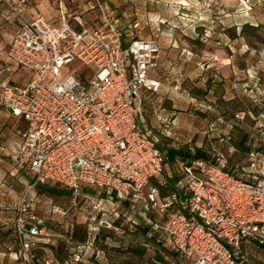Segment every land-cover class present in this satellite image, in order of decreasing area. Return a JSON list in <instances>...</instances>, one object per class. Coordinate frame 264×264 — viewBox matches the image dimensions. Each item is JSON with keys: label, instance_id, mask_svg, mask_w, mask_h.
Masks as SVG:
<instances>
[{"label": "built area", "instance_id": "built-area-1", "mask_svg": "<svg viewBox=\"0 0 264 264\" xmlns=\"http://www.w3.org/2000/svg\"><path fill=\"white\" fill-rule=\"evenodd\" d=\"M0 1L19 18L9 46H0V59L7 55V71L16 64L31 73L26 83L2 88L0 107L25 121L11 158L27 163L36 183L56 180L74 192L88 184L132 202L147 196V210L160 217L152 232L173 253L162 264H238L242 246L264 243V148L250 149L235 171L224 159L196 158L171 182L165 154L141 114L140 89L160 86L148 75L160 47L155 38L140 36L135 11L122 17L103 0H89L102 20L89 28L80 15L62 11L53 24ZM74 60L95 66L88 83L74 75L61 80V68ZM250 97L261 103L264 88ZM263 116L262 110L257 118ZM255 126L264 141V122ZM161 187L165 194L158 199ZM30 207L25 192L13 223L27 261L44 228L42 219L27 214Z\"/></svg>", "mask_w": 264, "mask_h": 264}, {"label": "rangeland", "instance_id": "rangeland-1", "mask_svg": "<svg viewBox=\"0 0 264 264\" xmlns=\"http://www.w3.org/2000/svg\"><path fill=\"white\" fill-rule=\"evenodd\" d=\"M200 1L191 11L197 21H206L208 28L197 31L195 42L187 47L219 52L221 57L201 51L198 57L164 70L163 76H170L169 80L164 81V88L160 86L158 96L154 94L145 105L141 104V111L159 143L191 149L201 147L209 158L226 159L229 166H234L245 160L244 153L234 148V140L241 131L257 132L255 125L264 122V116L257 118L248 112L261 110L260 104L264 102L258 104L250 97L264 88V0H204L206 4ZM213 61L215 66H209ZM221 70L227 76L220 80L214 92H199L198 104L184 102L187 104L178 108L182 106L181 96L187 99L192 96L190 87L197 92L205 91L212 72L220 75ZM95 72V66L74 60L61 68V80L74 75L88 83ZM222 81L225 86L221 85ZM221 89H224L222 93ZM158 104L161 109H157ZM159 114L161 118L157 117ZM228 124L232 125L230 138L224 133ZM15 126L24 127V122L0 115V264H160L171 258L168 249L149 236L142 221L137 219L138 224L132 223L126 204L117 207L100 198L96 187H91L94 194L61 195L39 189V183H28L19 172V164L11 158ZM170 169L166 165V173ZM25 192L33 194L30 202L33 213L44 224L40 244H62L61 251L67 252L68 262L57 261L49 247L43 246L29 261L22 254L19 258L13 223L19 199ZM143 192L146 195L147 190ZM145 197L142 211L148 212V197ZM98 200L102 202L97 206ZM113 209L120 214L118 223L112 222ZM149 214L160 218L154 211ZM73 227L77 228V234L71 238ZM84 233L87 237L79 240ZM243 248L244 264H264V246L249 242Z\"/></svg>", "mask_w": 264, "mask_h": 264}, {"label": "crops", "instance_id": "crops-1", "mask_svg": "<svg viewBox=\"0 0 264 264\" xmlns=\"http://www.w3.org/2000/svg\"><path fill=\"white\" fill-rule=\"evenodd\" d=\"M13 5L17 6L26 16L33 17L35 15H43L50 20L53 24H58L59 16L62 11L69 15H80L84 23L89 28H95L102 24L100 14L96 9L89 5V0H10ZM105 3L115 8L119 15L122 17L132 16L135 11L136 19L140 23V36L145 38H155L159 44V62L162 75L164 70L169 71L180 63L198 57L199 52L206 54L209 53L213 56H220L221 53L208 52L206 49H189L188 43L195 42L197 31L208 28L206 21H197L195 14L191 11L196 4L200 5V0H103ZM204 1V0H202ZM224 1V0H222ZM204 4L205 1H204ZM179 12V13H178ZM178 13V14H177ZM19 25V18L15 11L7 5L4 1H0V46L6 49ZM144 28V30L141 29ZM131 29H126L125 38L128 37ZM8 57L5 53L1 55L0 59V92L2 86L8 80L12 84L26 83L30 77V71L14 64L11 71L5 69V63ZM216 62L213 61L209 66L214 67ZM152 78L157 79L156 71H152ZM183 75L182 73H180ZM168 76V75H167ZM225 72L220 71V75L212 72L211 77H214L208 86L213 91L220 80H225ZM151 77V76H150ZM170 77V76H168ZM174 76L171 77L173 79ZM169 80V78H167ZM221 83L222 86L225 84ZM198 84V83H197ZM162 88L165 87L161 82ZM195 96L186 98L180 97L182 108L188 102L199 103ZM187 102V103H184ZM0 115L12 117L20 120L19 116L11 114L10 110L4 107L0 108ZM25 124V121L22 120ZM26 126V124H25ZM21 139L20 131L13 130V142L10 147V153L16 149ZM165 194L164 190H160L157 194L158 199H161ZM171 258L173 253L170 252ZM169 258V259H171ZM167 261V260H166ZM165 262V261H164ZM163 262V263H164ZM162 264V262H160Z\"/></svg>", "mask_w": 264, "mask_h": 264}, {"label": "trees", "instance_id": "trees-1", "mask_svg": "<svg viewBox=\"0 0 264 264\" xmlns=\"http://www.w3.org/2000/svg\"><path fill=\"white\" fill-rule=\"evenodd\" d=\"M231 36H233V35L231 34ZM159 66H160V62H159V59H158L157 65L149 70L148 75L153 77L151 72L152 71H156V77H158L157 80H159L160 86H161V82L164 83V81H167L168 76H166V75L163 76V75H161L159 73V70H160ZM213 78L214 77H209L207 82H210ZM11 84L12 83L7 80L5 82V84L2 86V88L5 85H11ZM160 86H159V89H160ZM159 89L157 91H150V90H147L145 88H141L140 89L141 104L145 105L146 102H148V100H150V98L154 94H156L158 96L157 92H159ZM189 90L191 92V95L196 97V96H198L197 93H199V92L200 93H203V92H206V91L210 92V87L208 89H206L205 91H202V89H198V92H197V90L192 89L191 87L189 88ZM223 90L224 89H221V93L223 92ZM214 91L215 90H213L211 92H214ZM206 94H208V93H206ZM208 100H210V99L208 98ZM157 109H161L159 104H158V108ZM248 112H253V114L256 117H258L262 113V110H260L259 108H256V109H252V110L250 109V110H248ZM141 114H142V118H143V120L145 122V119H144L142 111H141ZM157 117L161 118V115L159 114V115H157ZM21 120H23V119L21 118ZM227 126L228 127L226 128V131H224V133L226 134L225 136L229 137L230 136V132L232 130V125L228 124ZM147 128H148V126H147ZM24 129H25V124H24V127H18V126L14 127L15 131H22ZM262 129H264V127H262ZM150 134H151V132H150ZM151 137L154 139V141L156 143V146L159 149H161L164 152V154H165V157H166V159L164 161L165 171H166V165H168V168H170V166H171V169H170L171 172H169L171 174V178H170L171 182H174V181H176L179 178L178 169H180L183 164L190 163L191 161H193L196 158L211 159V160L215 161L214 159L209 158V155L207 154V152L204 149H202L201 147H195V148L191 149V148H189L187 146H182V147L167 146L166 144L159 143L160 141H159V139H158V137L156 135H152L151 134ZM234 146H235L234 147L235 149L239 148L244 153L245 159H246L247 152L250 149H252V148L263 149L264 148V141L262 140V138H261V136H260L258 131L257 132H254L252 130L241 131L239 133L237 139L234 140ZM15 162H17V161H15ZM175 162H176V164H175L176 168H175V170H173V166L172 165ZM244 162H245V160H244ZM244 162L242 164H235L234 166H229L227 160L224 159L225 166L227 168L233 170V171H235L236 168L241 167V165H243ZM17 163L20 166V168H19L20 174L24 178H26L28 180V183H36L35 180H34L33 175L30 172L28 164L27 163H19V162H17ZM29 173L31 175H29ZM91 187H96V186L83 184L81 186V189L78 192H74L73 189L69 188L68 186H66V185H64V184H62V183H60V182H58L56 180H50L49 179V180H46L43 183H39L38 184V188L41 189V190H48L51 193H57V194H61V195H69L72 192H74L76 194H79V193L94 194V191H93V189ZM96 188L98 189V195L100 196V198H105V200L108 201L109 203H115V205L117 207L120 204H122V203L126 204L127 212L129 213V219L132 221V223L138 224L137 219L139 221H142L144 223L145 229H147V233L149 234V236L153 237L154 240L159 245L163 246L164 248L168 249L169 252H171L170 249L168 248V246L164 243V241L158 240L156 235H155V233L152 232V225H153V223L155 221V218H153L149 214L150 213L149 211L148 212L142 211V208H145L144 207L145 206V202H144L143 199H138V200H136L134 202L130 201L129 199H118L114 195V193L107 192L106 189L101 188V187H96ZM161 190H163L162 187H161ZM32 196H33V194H31V192L27 193V200L29 201V203L33 200ZM101 202H102L101 200H98L95 203V205L98 206V205H100ZM30 205H31V203H30ZM27 214L28 215H34V216L38 217L37 215H35L33 213L32 205H31V207H30V209H29ZM113 216H114V218H113L112 222L116 223L118 221V218L120 217V214H119L118 210L113 209ZM76 229L77 228L73 227V229H72L73 233L71 234V238L74 237L73 235L76 236V234H77ZM86 234L87 233H84L82 235L81 239H79V240L84 241V239L87 237ZM13 235H14L15 241H16V243L18 245L19 258L21 259L22 257H21V251H20V248H19L18 237L16 235V232H15L14 228H13ZM257 245L258 246H264V243L257 244ZM42 246L43 247H49V249L52 251V253H53V255H54V257H55V259L57 261L63 262L65 260H67V262H68L70 260V259H68L67 252H64V254H63V252L61 251L62 244L59 243V244L56 245L54 243H51V244H47V245H41L39 240L33 241V243H32V246H31L32 256H34V252H36V250L41 249ZM244 246H242L241 251H240V253L238 255V258H237L238 264H244L243 263L245 261L244 255L246 254V251L243 248ZM42 252H44V251H42ZM157 258L161 259L160 256H157Z\"/></svg>", "mask_w": 264, "mask_h": 264}]
</instances>
